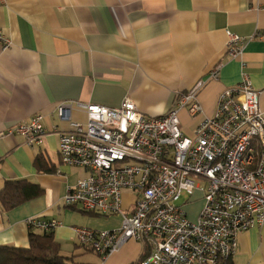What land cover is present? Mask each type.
Instances as JSON below:
<instances>
[{
    "label": "crops",
    "instance_id": "0c3cea01",
    "mask_svg": "<svg viewBox=\"0 0 264 264\" xmlns=\"http://www.w3.org/2000/svg\"><path fill=\"white\" fill-rule=\"evenodd\" d=\"M0 30L11 45H0V189L8 180L26 179L44 193L11 210L0 204V245L28 247L27 220H56L53 230L63 255L76 264H130L143 248L129 240L106 258L78 244L76 228L113 229L97 213L68 206V187L88 170L63 164L59 132L69 129L56 109L77 100L119 107L130 97L147 116H160L177 106L199 80L203 113L180 111L186 135L212 116L220 93L247 74L261 91L264 108V0H8L0 2ZM229 32L243 50L228 52ZM217 69L218 76L209 78ZM43 114L47 130L42 144L29 145L10 132L16 124ZM85 123L86 113L72 111ZM132 209L135 194L125 192ZM119 215V214H115ZM234 264H264V223L238 235Z\"/></svg>",
    "mask_w": 264,
    "mask_h": 264
},
{
    "label": "built area",
    "instance_id": "2783aa9c",
    "mask_svg": "<svg viewBox=\"0 0 264 264\" xmlns=\"http://www.w3.org/2000/svg\"><path fill=\"white\" fill-rule=\"evenodd\" d=\"M0 45H11L1 30ZM242 50L241 38L229 32L231 57L238 58ZM217 76L215 69L209 78ZM205 82L199 80L181 94L175 108L155 117L141 112L130 97L119 107L77 100L58 104V119L69 123V129L59 132L61 162L88 170L68 187L64 203L122 216L118 228H76L82 249L106 258L136 240L143 244L137 264H226L236 252L239 233L264 223L261 91L244 74L235 87L220 93L214 114L191 137L179 114L182 109L191 116L203 113L198 93ZM74 109L86 113L85 123L73 120ZM43 119L36 114L10 132L24 136L29 145L42 144L47 134ZM126 190L135 194L132 209L124 207ZM198 190L203 203L190 219L188 201H177ZM27 224L50 232L59 222L31 217Z\"/></svg>",
    "mask_w": 264,
    "mask_h": 264
},
{
    "label": "trees",
    "instance_id": "16d2710c",
    "mask_svg": "<svg viewBox=\"0 0 264 264\" xmlns=\"http://www.w3.org/2000/svg\"><path fill=\"white\" fill-rule=\"evenodd\" d=\"M44 193L37 183L26 179L8 180L0 189V204L11 210ZM136 262L130 264H137ZM0 264H76L72 257L60 251V244L53 231L31 232L28 247L0 245ZM226 264H234L232 257Z\"/></svg>",
    "mask_w": 264,
    "mask_h": 264
},
{
    "label": "rangeland",
    "instance_id": "374dc122",
    "mask_svg": "<svg viewBox=\"0 0 264 264\" xmlns=\"http://www.w3.org/2000/svg\"><path fill=\"white\" fill-rule=\"evenodd\" d=\"M201 186L204 185L203 182H200ZM129 190H126L127 192ZM125 195V194H124ZM203 191L198 190L194 193L193 196L190 197L187 193H183V195L180 197V199L177 201V204H185V202L188 201V203L185 204V208L188 212V216L190 219H195L198 213V210L201 208L203 203ZM125 200V197H124ZM102 219H109L116 225L120 223V220L122 221V216L119 214L118 216L113 214L108 217L102 216ZM121 225V224H120ZM141 247L143 248V244L138 242Z\"/></svg>",
    "mask_w": 264,
    "mask_h": 264
}]
</instances>
